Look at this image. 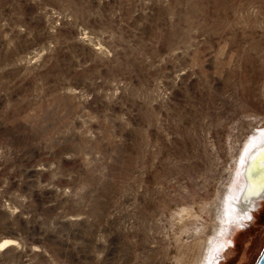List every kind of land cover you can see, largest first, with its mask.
<instances>
[{
    "label": "rangeland",
    "instance_id": "374dc122",
    "mask_svg": "<svg viewBox=\"0 0 264 264\" xmlns=\"http://www.w3.org/2000/svg\"><path fill=\"white\" fill-rule=\"evenodd\" d=\"M261 127L264 0H0V264H254Z\"/></svg>",
    "mask_w": 264,
    "mask_h": 264
},
{
    "label": "bare ground",
    "instance_id": "6f19581e",
    "mask_svg": "<svg viewBox=\"0 0 264 264\" xmlns=\"http://www.w3.org/2000/svg\"><path fill=\"white\" fill-rule=\"evenodd\" d=\"M242 150V155L238 159L240 186H237L233 194H226L228 207L231 206L230 210H227L229 211L227 218L234 222L250 216L252 208L264 197V127L257 128V131L250 135L247 145ZM8 241L9 239L4 240L1 245ZM225 245L224 242L222 247Z\"/></svg>",
    "mask_w": 264,
    "mask_h": 264
},
{
    "label": "water",
    "instance_id": "95a60500",
    "mask_svg": "<svg viewBox=\"0 0 264 264\" xmlns=\"http://www.w3.org/2000/svg\"><path fill=\"white\" fill-rule=\"evenodd\" d=\"M254 264H264V247Z\"/></svg>",
    "mask_w": 264,
    "mask_h": 264
}]
</instances>
